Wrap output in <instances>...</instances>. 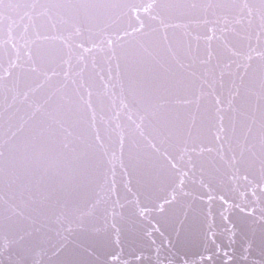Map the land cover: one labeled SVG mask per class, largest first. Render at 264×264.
<instances>
[{
	"label": "snow or ice",
	"instance_id": "obj_1",
	"mask_svg": "<svg viewBox=\"0 0 264 264\" xmlns=\"http://www.w3.org/2000/svg\"><path fill=\"white\" fill-rule=\"evenodd\" d=\"M205 197L199 240L157 226ZM0 264H264V0H0Z\"/></svg>",
	"mask_w": 264,
	"mask_h": 264
},
{
	"label": "water",
	"instance_id": "obj_2",
	"mask_svg": "<svg viewBox=\"0 0 264 264\" xmlns=\"http://www.w3.org/2000/svg\"><path fill=\"white\" fill-rule=\"evenodd\" d=\"M195 13L194 12H190L189 16L194 18L195 17ZM187 18V17H186ZM184 22H187V20H185ZM191 30L193 31V33H197V32H202L203 29L200 28H196L195 25H191ZM178 33L174 36H172V38L174 40H176L177 42H179L180 44V51L181 53L183 52V37L179 34L180 30H177ZM171 35V34H170ZM233 47L235 48H241L243 45V42L237 38V37H229ZM203 43V42H201ZM214 47H216V52L218 55H223L225 52V49L223 48L222 45L217 44L216 46L214 45ZM193 94H198V91L194 88V86L192 85V83L189 81L187 83V86L184 89H181L180 91V96L181 97H185V96H192ZM175 111L177 112V114H179L181 117H183L186 113V111L189 110L188 106L185 105H175ZM208 107V101L206 99H202L201 100V112L200 113H196V117H197V126L200 128L201 130V138H204V135H206L207 132V126H208V121L207 118L205 116H203V112L204 110ZM190 110L195 111V106H191ZM230 115V113L228 114ZM227 123V118L226 121ZM207 146V145H206ZM191 147V145H190ZM193 160L197 163V167L199 168V166L202 164L209 172V174L213 177H216V181L214 182V186L217 188V192L220 194H224L226 196V198H228V193L226 192V188L230 187V185H227L226 182L224 184L223 187L219 186L220 185V181L224 180V177L220 176L221 174L217 171H215L210 163H209V154L205 153V154H201V155H197L196 153H193ZM118 173H119V169H118ZM118 179H119V175H118ZM196 179H199V172H197V176ZM133 190L135 191V179L133 180ZM186 190L190 191V192H194L196 194H199L203 191H207L206 189H200L198 184H193L192 182H188L186 184ZM120 190L121 193H123V185H120ZM164 193L158 192L157 195H163ZM131 198V197H129ZM163 202V201H161ZM192 203L191 198H185L183 201L178 202L177 204L172 205L167 213V222H161L160 224H158L157 226H159L161 228V231L164 232L165 236H171L172 239H175V235L176 232H180L181 235L183 236L185 233L189 232V230H193L196 236V239L199 240L201 238V229L206 230L207 229V224L212 222V217H215V222L216 224H219V211L221 208V205L223 204V201H217L214 205H212V215L209 216L208 222L205 223L204 222V215L207 214L208 209L207 207H205V204H207V199L205 197V201L204 203H201L199 201V199L196 200L195 202V206L198 209V213H197V217L194 220V216L193 213L188 210V205H190ZM185 211L188 212L187 218L185 217ZM233 220L236 223V227L239 231V234L236 237V244H235V248L237 251V254H239V252L241 251V246L244 243V239L243 236L249 234V225H250V220L248 219H241L239 218V214L237 212H234L233 214ZM160 217L157 216L156 220H159ZM155 223V221H154ZM257 229L259 228L258 225H256ZM257 236H258V232H257ZM152 239L156 240L157 243L160 242L161 237H160V233H153ZM165 246H167V243L165 242ZM187 251H197L198 249L196 248H189L186 249ZM125 251L127 252L128 249L126 248Z\"/></svg>",
	"mask_w": 264,
	"mask_h": 264
}]
</instances>
